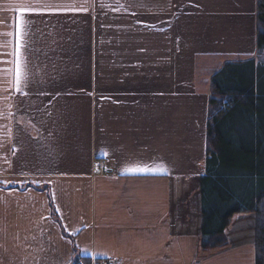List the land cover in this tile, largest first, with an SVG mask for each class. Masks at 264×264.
Returning <instances> with one entry per match:
<instances>
[{
  "label": "crops",
  "instance_id": "0c3cea01",
  "mask_svg": "<svg viewBox=\"0 0 264 264\" xmlns=\"http://www.w3.org/2000/svg\"><path fill=\"white\" fill-rule=\"evenodd\" d=\"M255 52L256 0H0V181L49 185L0 183V264H255L254 237L199 260L189 199L212 73Z\"/></svg>",
  "mask_w": 264,
  "mask_h": 264
},
{
  "label": "trees",
  "instance_id": "16d2710c",
  "mask_svg": "<svg viewBox=\"0 0 264 264\" xmlns=\"http://www.w3.org/2000/svg\"><path fill=\"white\" fill-rule=\"evenodd\" d=\"M256 43L254 56L225 60L211 76L198 186L199 260L229 248L234 221L254 215V262L264 264V0H256ZM16 188L46 191L49 185L27 181ZM69 264L91 259L77 255Z\"/></svg>",
  "mask_w": 264,
  "mask_h": 264
},
{
  "label": "rangeland",
  "instance_id": "374dc122",
  "mask_svg": "<svg viewBox=\"0 0 264 264\" xmlns=\"http://www.w3.org/2000/svg\"><path fill=\"white\" fill-rule=\"evenodd\" d=\"M244 30H245V36L243 38H241V40L245 41V43H247V42L250 43L251 42V34H250L251 31L248 30V32H247V29H244ZM220 36L223 37L222 35H220ZM249 37H250V39L248 40ZM258 54H262V50H258ZM208 75H209V71H208V67H205V62L204 61L199 62L197 77L199 79L201 86H204V83H205L204 80H205L206 76H208ZM171 199H180V197L178 196L177 192L172 191ZM189 199H200L199 192H197V191L192 192L190 194ZM229 237H230L231 244H232V241L244 240L243 237H247L250 239H251V237H254V239H255L254 215H240L234 221ZM198 249H199V247H198Z\"/></svg>",
  "mask_w": 264,
  "mask_h": 264
},
{
  "label": "snow or ice",
  "instance_id": "6c2138e0",
  "mask_svg": "<svg viewBox=\"0 0 264 264\" xmlns=\"http://www.w3.org/2000/svg\"><path fill=\"white\" fill-rule=\"evenodd\" d=\"M74 7L71 5H51V4H39V5H23L20 8L21 15H23L24 12H33V13H41L43 11H55V10H60L62 8H70ZM21 25L24 24V21H20ZM20 77H21V72H20V65L19 61H17V67H16V72H15V82L17 85L20 83ZM17 91L21 92V94H25L23 90L20 87H17ZM132 164H135L136 166H129L126 168L125 173L126 174H137V175H159L161 174L159 170H153L152 167L149 166H140L136 162H131ZM163 174H167L166 172ZM0 183H4L5 186L9 183L8 181H0ZM54 199V196H53ZM57 211L59 209L57 208Z\"/></svg>",
  "mask_w": 264,
  "mask_h": 264
},
{
  "label": "built area",
  "instance_id": "2783aa9c",
  "mask_svg": "<svg viewBox=\"0 0 264 264\" xmlns=\"http://www.w3.org/2000/svg\"><path fill=\"white\" fill-rule=\"evenodd\" d=\"M102 163H104V162H101L100 165H102ZM97 264H110V263L109 262H99Z\"/></svg>",
  "mask_w": 264,
  "mask_h": 264
},
{
  "label": "water",
  "instance_id": "95a60500",
  "mask_svg": "<svg viewBox=\"0 0 264 264\" xmlns=\"http://www.w3.org/2000/svg\"><path fill=\"white\" fill-rule=\"evenodd\" d=\"M7 186L10 187V186H14V185L8 184Z\"/></svg>",
  "mask_w": 264,
  "mask_h": 264
}]
</instances>
